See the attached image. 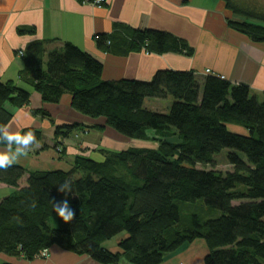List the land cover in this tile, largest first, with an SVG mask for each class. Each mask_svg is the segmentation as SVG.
Masks as SVG:
<instances>
[{"label":"trees","instance_id":"16d2710c","mask_svg":"<svg viewBox=\"0 0 264 264\" xmlns=\"http://www.w3.org/2000/svg\"><path fill=\"white\" fill-rule=\"evenodd\" d=\"M222 1L233 17H242L229 18L228 26L264 43V11ZM123 31L129 51L193 53L165 31ZM109 40L98 36L97 44L108 52ZM45 46L37 42L19 53L25 64L19 80L32 86L44 104L57 105L69 94L78 114L104 118L121 136L149 140L157 148L103 150V162L81 154L68 171H31L19 162L0 169V185L12 191L0 202V254L31 260L56 245L99 264L122 259L127 264H162L184 245L202 240L208 248L204 264H264V99L252 96L250 86L223 77L209 75L200 84L191 71H159L150 81L108 82L102 77V62L90 53L66 43L48 54ZM167 97L174 100L167 113L145 106L147 98ZM30 100L25 88L0 79V127L13 122L11 108H23ZM36 114L51 119L44 110ZM55 128L54 148L62 156L67 151L64 141L72 134L103 130L83 124ZM149 131L154 138L148 137ZM27 132L37 141L29 154L48 151L40 129L25 128L20 135ZM0 150L9 149L0 143ZM223 150L229 151L231 172L215 169V156ZM65 181L71 193L58 190ZM65 199L75 211L70 223L53 211V201ZM199 201L208 209L207 218L193 215L190 226L182 224L179 204ZM113 240L114 249L105 246Z\"/></svg>","mask_w":264,"mask_h":264},{"label":"crops","instance_id":"0c3cea01","mask_svg":"<svg viewBox=\"0 0 264 264\" xmlns=\"http://www.w3.org/2000/svg\"><path fill=\"white\" fill-rule=\"evenodd\" d=\"M233 18L222 0H107L103 6L91 5L86 0H0V79L14 81L29 91L30 103L23 109L11 108L13 122L9 131L20 134L25 128H38L44 136L48 151L40 154L20 155L16 162L31 171L71 169L78 155L105 160L101 151L120 152L126 149H155V142L129 139L105 125V119H92L75 112L70 105V95L57 105L44 104L32 86L19 80L25 64L20 52L37 42L46 43L49 53L61 50L66 43L90 53L103 64L105 81H150L159 71H191L200 84L209 76L223 77L233 84H246L253 96L264 98V43H256L228 26ZM128 30L156 29L183 40L193 53H149L146 49L129 51L124 42ZM121 35L124 38H121ZM98 36H110L111 50L106 52L97 44ZM120 36V37H119ZM107 42V44H108ZM107 45V46H109ZM210 73L207 74V71ZM260 98V97H259ZM167 97V107L160 99L153 103L152 111L167 113L172 106ZM44 110L49 117L43 118L36 111ZM83 124L103 126L102 131L92 129L88 133H76L79 141H64L66 155L58 154L55 146V126ZM232 131L244 134L233 127ZM148 137H155L153 131ZM92 135H94L92 137ZM41 148V144L36 150ZM5 152V151H3ZM15 163V162H13ZM12 163V164H13ZM28 174L21 183H25ZM11 189L0 185V202ZM117 242L112 246L114 249ZM208 254L206 242L196 240L168 255L162 264H204ZM0 264H99L91 257L80 256L65 248L52 246L47 258L27 260L0 254ZM119 264H127L122 259Z\"/></svg>","mask_w":264,"mask_h":264},{"label":"clouds","instance_id":"9594fccd","mask_svg":"<svg viewBox=\"0 0 264 264\" xmlns=\"http://www.w3.org/2000/svg\"><path fill=\"white\" fill-rule=\"evenodd\" d=\"M0 143L6 144L9 149L8 151L0 152V169H5L20 155L26 156L37 141L31 132H27L23 135L13 134L9 131V126L4 125L0 127ZM12 145H16L14 151H12ZM58 190L62 193H71V184L69 181H65L59 185ZM53 211L56 216L61 218L65 223L72 222L75 216V211L72 209L67 199L62 202L53 201Z\"/></svg>","mask_w":264,"mask_h":264},{"label":"rangeland","instance_id":"374dc122","mask_svg":"<svg viewBox=\"0 0 264 264\" xmlns=\"http://www.w3.org/2000/svg\"><path fill=\"white\" fill-rule=\"evenodd\" d=\"M235 1H237V4H239L240 6H243L245 9L255 8V9H257V12H260V13H261V11H264V0H235ZM233 18L237 19V20L242 19V17L238 18L237 16H234ZM243 19L250 21V22L252 21L251 17L249 18V16H245ZM253 22H257V21H253ZM251 95L253 96V94H251ZM259 97H260L259 99L261 101L264 99L263 96H259ZM171 100L174 102L173 99H171ZM150 101L154 102L157 100L150 99ZM160 101L162 102L163 106L167 107L168 101H165V100H160ZM146 105H147V107H150L151 109H154V107H156V106H154L153 103H147ZM18 109H23V108H18ZM76 133L72 134L69 138L73 141H79L78 140L79 137ZM93 136L94 135H92V137ZM0 152H3V151L0 150ZM228 152H229L228 150H223L220 154L215 156L216 163L218 164L215 168L216 170L223 172V173L224 172H231V166H230V164H228V161H227ZM240 156L245 160V157L242 154H240ZM16 161H17V159L14 160L13 162L16 163ZM73 163H74V161H73ZM205 168L210 169V167H205ZM202 204H203L202 201H199L196 204H194V203L193 204H190V203L179 204L180 210H181V221H183L182 224L190 226L192 224L191 217L193 215H198L199 218L202 220L206 219L207 214L205 213V211L208 209L206 208L205 205H204V207H202ZM53 225H54V222H53ZM115 243H116V240H113V241L107 242V244L105 246H112V244L114 245Z\"/></svg>","mask_w":264,"mask_h":264},{"label":"built area","instance_id":"2783aa9c","mask_svg":"<svg viewBox=\"0 0 264 264\" xmlns=\"http://www.w3.org/2000/svg\"><path fill=\"white\" fill-rule=\"evenodd\" d=\"M107 0H86V2L90 3L91 5H98V6H103L104 4H106ZM21 55H23V52L21 53ZM210 73V70L207 71V74ZM49 255V249H45L42 252V255L40 258H47Z\"/></svg>","mask_w":264,"mask_h":264}]
</instances>
